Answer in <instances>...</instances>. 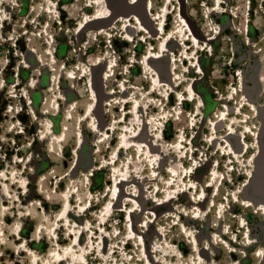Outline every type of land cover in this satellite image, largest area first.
Returning <instances> with one entry per match:
<instances>
[{"label": "rangeland", "instance_id": "obj_1", "mask_svg": "<svg viewBox=\"0 0 264 264\" xmlns=\"http://www.w3.org/2000/svg\"><path fill=\"white\" fill-rule=\"evenodd\" d=\"M152 1L155 17L143 16L134 4L137 0H101L108 10L103 7L100 13L94 10V0H0V264H58L62 255L51 252L72 249L79 241L82 248L74 251L81 250L83 258L72 255L66 260L64 254L63 264H158L156 260L174 264L179 257L173 258L178 253L172 243L190 264H264L255 255L264 244V216L226 199L233 189L251 198L247 189L252 178L256 170L264 172V126L256 120L261 105L252 116L245 105L246 98L253 100L257 93L261 97L255 102L264 103V0ZM163 1L170 4L168 20V11L163 18L158 13L157 5ZM87 5L93 6L88 15ZM178 11L191 26L181 32L183 41L191 40L182 50L179 41L166 46L170 35L155 20L161 19L163 26L168 23L170 29ZM111 15L110 23H92L81 31L93 17ZM138 23V29L131 30L134 33H125L126 26ZM163 52L166 55L148 64ZM167 54L178 75L169 74ZM108 63L109 69L114 68L108 72L109 80H104ZM115 71L117 76L112 77ZM171 77L178 81L169 84ZM196 82L202 102L194 90ZM131 91L140 99L137 113L127 115L130 109L124 107L130 98L115 96ZM172 91L173 110L168 105ZM223 94L226 104L220 101ZM89 104L91 109L86 108ZM219 108L225 113L222 121L215 116ZM217 121H221L218 142L224 144L214 148L209 126ZM247 121L248 145L244 148L243 138L234 135L236 149H232L229 133L240 131ZM61 128L63 136L57 139L53 134ZM125 132L130 144H122L121 150L118 142ZM186 143L188 147L181 150ZM152 145L160 149H153L154 160L147 151ZM162 153L167 155L166 164L160 163ZM171 159L177 160V174H170ZM116 161L120 167L132 166L133 172L126 169L119 174L111 167ZM215 166L222 173L219 184L225 178L216 205L224 202L226 214L214 208L208 216L204 212L199 218L185 215L193 210L194 194L198 186L207 184ZM122 178L130 180L118 185ZM180 180L189 186H182ZM70 188L79 195L72 196ZM63 198L73 200L67 222L61 220V213H68ZM199 199L202 208L211 202L209 197ZM105 201L110 207L102 212ZM81 202L86 203L80 206ZM181 215L198 235L201 262L193 261L194 245L176 225ZM239 215L248 216L252 237L248 246ZM223 229L231 232L226 238L236 239L240 253L213 243V232L222 234Z\"/></svg>", "mask_w": 264, "mask_h": 264}, {"label": "bare ground", "instance_id": "obj_2", "mask_svg": "<svg viewBox=\"0 0 264 264\" xmlns=\"http://www.w3.org/2000/svg\"><path fill=\"white\" fill-rule=\"evenodd\" d=\"M95 2V5H96V8L94 7V10L95 11H97V13H100L101 12V10L103 9V7H104V10L106 11V10H108V6L106 5V2H99V1H101V0H94ZM129 3H131V2H129ZM133 4V3H132ZM135 5H137V6H139V7H141V9H142V12H143V16L145 15H147V16H150L151 15V17H155V12L154 11H156V9H154V2L152 1V0H137V2L136 3H134ZM94 5V6H95ZM158 6V8H159V11H158V13L160 12L161 13V15H159L160 17H162L163 18V16L167 13V11H168V9H170V4L168 3H166V1H163L161 4H158L157 5ZM221 5H219V7H220ZM102 7V8H101ZM183 8V7H182ZM86 9L87 10H85L84 12H85V14L86 15H88L89 13H92L93 12V6H91V5H87V7H86ZM88 9L90 10V11H88ZM163 11H165V12H163ZM163 12V13H162ZM96 13V14H97ZM172 14V12L170 11H168V14L166 15L167 16V20H168V17L170 16ZM113 17H114V15H111L110 17H93L85 26H84V28L81 30V31H83L84 29H86L88 26H89V24H92V23H99V24H104V23H110L111 22V20L113 19ZM177 19H176V21L174 22V25L170 28V29H168L167 28V25H168V23L165 25V26H163V24H162V20L160 19V21H159V19H155V20H157V23H156V25L157 26H159V29H165V35H166V33H169V35H170V39L168 40V42H167V44H166V46H170V44L173 42V41H176V42H178L179 41V43H177V45L179 46V49L180 50H182V48L186 45V44H190L191 43V40H185V41H183V39H182V34H181V32H182V30H183V28L184 27H186L187 26V29L189 30L190 29V23L188 24V22H186V20L184 19V18H182V11H181V13L178 11L177 12ZM187 18V17H186ZM187 20L189 21V19L187 18ZM133 23V21H131V24ZM128 25V26H126L125 28H126V30H125V33L127 34V35H130L129 33H134V32H132L131 30L134 28H137L138 29V25H139V23L137 24V25ZM158 28V27H157ZM157 28H156V30H157ZM194 31V30H193ZM179 34V35H178ZM139 36L140 35H142V31H140L139 32V34H138ZM191 36H193L194 37V32H191ZM179 37H180V39H179ZM125 41H127V39L125 38ZM151 42H152V38H151ZM151 44H153V42L151 43ZM174 44V43H173ZM180 44H181V46H180ZM161 46H162V44H160ZM154 50H156V48H154ZM187 54V53H186ZM164 55H166L165 54V52H163V54L161 55V56H159V57H151L150 59H149V62H148V64L153 60V59H160V58H162ZM168 55V57H169V62H170V70H169V74H171V75H178V70L176 69V67H175V65H176V63L174 62V64H173V60H172V57H171V54H167ZM189 55V54H188ZM31 56V55H30ZM29 56V57H30ZM108 60V59H107ZM168 60V59H167ZM112 61L110 60V58H109V63H111ZM109 63H108V66L105 68V71L103 72V79L105 80V79H107V78H109V76H110V74L111 73H108V72H110V71H112L113 70V68L114 67H112L111 69H109ZM101 64H103V63H101ZM104 65V64H103ZM183 65H186V61H184V63H183ZM137 68H138V66H137ZM68 71H70V70H68ZM107 73V74H106ZM158 73V72H157ZM189 74L190 75H192L193 74V70L190 68V72H189ZM117 76V71H115L114 73H113V75H112V77H116ZM111 78V77H110ZM107 80H109V79H107ZM178 81V79L176 78L174 81L172 80V77H171V82H169V84H174L173 82H177ZM187 83L188 82H184V84L185 85H187ZM152 84V83H151ZM160 84V83H159ZM195 88H194V90L196 91L197 90V94L199 95V101L200 102H202L203 100H204V97L202 96V94L198 91V89H197V87H198V83L196 82V85L194 86ZM113 88V87H112ZM139 88V87H138ZM193 89V88H192ZM93 91V94H95V90H92ZM192 92V91H191ZM133 92L131 91L130 92V94L129 93H127V94H119L118 96H115L116 97V99L117 98H120V99H123V98H130V100L129 101H127L126 103H125V107H124V110L126 111L127 109H130V111L129 112H127V115H131V114H136L137 113V104H138V102H139V99H140V97L139 96H135V94H132ZM141 93V92H140ZM175 93V91H172L171 92V94L169 95V98H168V100H169V106H170V108H171V110H173L172 108V105H174V103L172 104V96H173V94ZM107 94L108 95H110V96H112V94L111 93H109V92H107ZM155 94V92L153 91L152 93H150V95H154ZM64 95V94H63ZM220 95H221V93H220ZM224 96H226V94H223V97H221L220 98V101H221V103H225L226 104V99L224 98ZM64 99H66V96L64 95ZM59 101H60V99H59ZM141 101V100H140ZM232 101V100H231ZM231 101H229V102H231ZM246 102L247 103H245V105H247L248 106V108H249V114H251V116H252V111H258V107H259V105L256 103V102H253L251 99H249V98H246ZM90 103H92V100L90 101ZM134 103H136V104H134ZM90 105L91 104H89V105H87V109H91V107H90ZM129 105H131V106H129ZM142 107V105H140L139 106V108H141ZM143 108V107H142ZM177 109V108H176ZM264 112V111H263ZM70 112L69 111H66V114H69ZM232 109L230 108L229 110H228V114L231 116L232 114ZM224 111H223V109L222 108H219L216 112H215V116L217 117V118H220V119H218V120H223V118H224ZM90 115L91 116H94V114L92 113V112H90ZM256 115V114H255ZM159 116V115H158ZM190 117H193V115L191 114L190 115ZM157 119V118H156ZM160 119V118H159ZM262 119V118H261ZM65 120H70V118H67L66 116H65ZM135 120V119H134ZM193 120H194V118H193ZM96 119H95V124H96ZM150 121V120H149ZM159 121V120H158ZM169 121H170V119H169ZM221 121H217V124L214 126V125H210L209 126V129H211L212 131H213V133L211 134L213 137H211L210 136V134L208 135L209 137H211V139H212V141H211V146H213L214 148H216L217 146H223V144H224V142L222 141L220 144H219V138L217 137V134H218V131H217V129L220 127L219 126V124L221 123ZM248 123H250V121H247V123H245V125L240 129V131H238V130H236L235 132H233V133H229V135H228V140L230 141L231 140V142H232V146L233 147H231L230 145H228L229 147H231L232 149H236V146H235V143H234V139H232V136H234V135H239V137H241V138H243V146H244V148L248 145L247 144V135H248V132L250 131L249 130V128L251 127L250 126V124H248ZM147 123L146 122H143V129H146L147 128V125H146ZM158 124V123H157ZM223 125H224V123H222ZM225 124L227 125V126H230L229 125V122H228V120H226L225 121ZM66 124H64V126H65ZM120 125V124H119ZM233 125V124H232ZM234 126V125H233ZM233 128V127H232ZM247 129L249 130V131H247ZM252 130H253V128H252ZM108 132H109V130H108ZM126 134H123V137H122V139H120L119 140V144H130V142H129V137H128V132H125ZM160 133V132H159ZM251 133H253L254 134V132L252 131ZM257 133V132H256ZM255 133V134H256ZM121 134V133H120ZM53 135H55V138H57V139H59L60 137H62L63 136V134H62V128H61V131L58 133V132H56V133H54ZM148 135V134H147ZM259 135V134H258ZM258 135H257V138H258ZM125 136H127V137H125ZM142 136V135H141ZM133 137V136H132ZM146 137V136H145ZM149 137V136H148ZM152 137H154V136H151V139H152ZM256 137V136H255ZM263 138H264V136H262ZM178 139H179V136L173 141V144L174 143H176L177 141H178ZM186 139H188V137L186 138ZM225 140V139H224ZM227 138H226V143H227ZM242 140V139H241ZM147 142H149V144H150V140L148 139V140H146ZM159 142L161 141L160 139L158 140ZM134 141H132V143H133ZM181 142V141H180ZM181 143H183V141L181 142ZM153 144V143H152ZM162 144H167V141H166V139H165V137H164V133H163V138H162ZM177 144V143H176ZM159 146H162V145H160V143L158 144ZM181 145V144H180ZM124 145H122L121 146V150H123L124 149V147H123ZM147 146H149V145H147ZM173 146V145H172ZM182 146V145H181ZM227 146V147H228ZM242 146V147H243ZM157 146H155V145H152L151 146V149H149V150H147L148 151V157L150 156V158L152 159V160H154L155 158H154V152H152L153 151V149H155L157 152L158 151H160V149H158V147L156 148ZM188 147V143H186L185 144V146H183L182 147V149L181 150H183L184 148H187ZM249 147V146H248ZM160 148V147H159ZM259 148V147H258ZM139 151H140V149H138ZM165 150V149H164ZM243 149L241 148L237 153L236 152H234L236 155H238L239 154V152L240 151H242ZM143 152L145 151V150H142ZM121 152L122 151H119L118 153H117V157H118V159L121 157ZM164 152V151H163ZM218 152H220V150H218ZM113 153H115V150L113 151ZM163 154V153H162ZM231 154V153H230ZM143 155H144V153H142V155H140V157H139V161L141 160V162L143 163V161H144V158H143ZM253 155H254V153H253ZM255 156V155H254ZM138 157V156H137ZM230 158H232L233 156L232 155H230L229 156ZM133 160H135L136 159V155L135 154H133ZM182 158V157H181ZM166 159H167V155H165V154H163L162 155V157L160 158V163H165L166 164ZM183 159V158H182ZM256 159L254 158L253 159V161H255ZM124 162L126 161V160H123ZM170 162L169 163H167V166L168 167H170V174L171 173H173V174H177V169L175 170V168L176 167H178V166H174V163L176 164V161L177 160H169ZM117 162L118 161H116L114 164H112V168H114V169H116L117 170V172L119 173V174H124L125 173V171H126V169L127 170H129L130 172H133V169H132V166H130V165H127V167L125 168L124 166H122V167H120V166H118L117 165ZM145 162V161H144ZM175 167V168H174ZM103 168H105V167H102V169ZM182 169H186L185 168V165H183L182 164V167H181ZM0 171H2L1 169H0ZM156 171H157V169L154 167L153 168V173H156ZM209 172V171H208ZM197 173V172H196ZM7 174V173H6ZM220 174H222L221 173V169H220V167H211L210 168V172H209V178L207 179V184L206 185H204V184H202V185H200V186H198V189L196 190V192H195V194H194V198H195V202L192 204V206H191V208L193 209V210H190V211H185V215L187 214V215H189V217H192V218H199L200 216H201V213H205L204 215L205 216H208L212 211H213V209L214 208H217L218 210L220 209V212H221V210L226 214V212H227V206L224 204V202H219L217 205H216V198H217V196L219 195V193H220V191H221V188H222V185H223V183H224V181H225V178L222 180V182L220 181V183L221 184H219V180H220V177H219V175ZM135 174H132L129 178H132L133 176H134ZM224 176V175H223ZM218 177V178H217ZM129 178H122L119 182H118V185H121L123 182H129ZM216 179V180H215ZM116 180H118L117 179V177H116ZM191 180V179H190ZM263 181V180H262ZM180 183H181V185L182 186H187V184L188 183H185V181L184 180H180L179 181ZM184 186V187H185ZM188 186H189V184H188ZM171 187H174L173 185L171 186ZM210 187H211V190H210ZM70 190L72 191V196H76L75 194H77V195H79V191H73L72 190V188H70ZM79 190V189H78ZM178 190H181V188H179ZM187 190V189H186ZM191 191V189H189V192ZM215 191V192H214ZM208 192H210V195H208ZM191 193V192H190ZM110 194V193H109ZM197 195H199L200 197H202V196H205V198L206 197H209V199H210V203H207V206L205 207V208H202V206L200 205V202L202 201V199H199L198 200V198H200V197H198ZM232 195H233V197H232ZM70 196V195H69ZM227 200H229V202H235V203H237V204H239V205H242L244 208H250V209H253V211H252V213H256V214H259V215H263L264 216V202L263 201H254V200H252L251 198H247V197H244V196H242V191H237V190H235V189H233V190H231V194H229L228 196H227V198H226ZM87 202V201H86ZM86 202H81L80 203V206H82L84 203H86ZM119 201L117 200L116 201V203L115 204H117ZM170 202V201H169ZM73 204V200H70V202H69V200L68 199H65V198H63V207H65L66 208V210H68V213H67V215H64L63 213H61L62 214V216H63V218L61 219L62 221H65V222H67L69 219H70V214H71V212H72V210L71 209H68L71 205ZM91 204H93V202L91 203ZM102 205H103V207H102V209H101V211L103 212L104 211V207L106 208V209H108L109 207H110V205L109 204H107V202L105 201V202H103L102 203ZM93 206V205H92ZM92 206H90L89 207V209H88V211L91 209V207ZM219 212V211H218ZM178 214V213H177ZM182 214H184V213H182ZM100 215H102L101 213H100ZM103 215H105V213L103 214ZM132 217H133V215H132ZM217 217H218V215H217ZM239 217H240V221L239 222H241V221H243L244 222V224H245V228H244V233L246 234V238L249 240V242H245L244 244L245 245H250L251 244V239H252V237H251V227H250V223H249V220H248V216H244V215H239ZM98 218H100L99 216H97V220H98ZM72 221V220H71ZM89 223H90V220H88V225H89ZM106 224V223H105ZM241 224V223H240ZM176 225L177 226H180L181 227V230H183V234L185 235V236H187L188 237V242L190 243V241H191V243L190 244H192V245H194V252L192 253V255H191V257L193 256V261H199V262H201L202 261V259H204V257L202 256V254H201V252L199 251V249H198V246H196V244L197 243H200L199 242V238H198V235H194V233H193V230L192 229H189L190 227L189 226H187V224L186 223H184L183 222V220H182V215H181V217H180V219L178 220V222L176 223ZM214 225L215 224H212V227H214ZM160 226H161V224H160ZM63 227V226H62ZM72 226L70 225V228H71ZM100 227H102V224H101V226ZM75 229H76V227H75ZM58 230L59 229H56L55 230V232L54 233H57L58 232ZM132 231L135 233V229H134V226L132 227ZM83 232L84 231H82L81 232V234H80V238H82V234H83ZM157 232L158 233H160V231L159 230H157ZM231 232L230 231H227V229H223V231H222V234H218L216 231L215 232H213V243H217V244H221V245H223V247H225L227 250H231V252H236V253H240L241 251H239V249L236 247V245L234 244V241H236V239L234 238V237H230L229 239L228 238H226V236L225 235H227V234H230ZM245 236V235H244ZM263 236H264V234H263ZM73 237V236H72ZM262 238V236H261V233L259 234V239H261ZM73 239V238H72ZM89 240L90 241H92V239H90L89 238ZM103 244H104V247H103V249H102V251H101V253L102 254H104V252L106 251L105 250V244H106V237L105 236H103ZM93 243H95L94 241H93ZM207 243H210V241H207ZM59 244V243H58ZM128 244V243H127ZM169 245V244H168ZM172 245V247H173V249L178 253V254H174L173 255V258L175 259V257L177 258V257H179V258H177V260L174 262V264H190V261H189V259L184 255V254H181V251H180V248H178V247H176L175 245H174V243H172L171 244ZM264 244H262V245H259L258 247H257V252L255 253V255L258 257V258H262V260H264V246H263ZM77 247H80V249L82 248V243L79 241V243L77 244V245H75L72 249H69V247H63L62 248V251L61 250H57V249H55V251H52L51 253H53V254H55V255H62V259H60V261H59V263L58 264H63V261L65 260V258H63V255L64 254H67V256H66V260L67 259H70V257H72V255H75V257L77 258V259H79V257L80 258H83V255H81L80 254V251L81 250H76V252L74 251ZM206 247L205 246H203V249H205ZM229 248V249H228ZM147 247H145V251L146 252H148L147 251ZM153 252H155L156 253V251H153ZM207 252V251H206ZM150 253V252H149ZM149 257V256H148ZM174 259H173V261H174ZM147 261L148 262H150L151 260L148 258L147 259ZM165 261L167 262V263H170V259H169V257H166L165 258ZM156 263H158V264H160V260L159 261H157L156 260ZM173 263V262H172ZM46 264V263H45ZM48 264H49V262H48ZM54 264H56V263H54ZM171 264V263H170Z\"/></svg>", "mask_w": 264, "mask_h": 264}, {"label": "flooded vegetation", "instance_id": "obj_3", "mask_svg": "<svg viewBox=\"0 0 264 264\" xmlns=\"http://www.w3.org/2000/svg\"><path fill=\"white\" fill-rule=\"evenodd\" d=\"M261 94L257 93L255 94V98L252 100L255 102L256 99H260ZM257 103V102H256ZM261 105V109L259 111V116L256 118V120L260 121V123L264 126V103L263 104H258ZM262 118V119H261ZM264 136V131L263 135ZM262 140H264L263 137H261ZM264 152V149L263 151ZM263 180V181H262ZM264 172L259 170H256L254 177L252 178V181L247 189L248 195L253 199L254 201H263L264 202V192H262L260 187H264ZM259 236V235H258Z\"/></svg>", "mask_w": 264, "mask_h": 264}]
</instances>
